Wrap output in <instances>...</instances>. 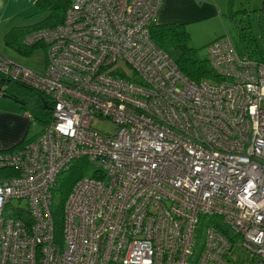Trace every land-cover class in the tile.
I'll list each match as a JSON object with an SVG mask.
<instances>
[{"label": "built area", "instance_id": "obj_1", "mask_svg": "<svg viewBox=\"0 0 264 264\" xmlns=\"http://www.w3.org/2000/svg\"><path fill=\"white\" fill-rule=\"evenodd\" d=\"M162 1L73 0L21 40L45 50L41 72L0 52V75L47 111L0 155L15 174L0 180V264H239L237 245L264 264V61L222 36L206 50L215 78L191 81L151 40ZM82 157L99 170L73 185L59 244L51 190ZM11 200L30 227L4 215Z\"/></svg>", "mask_w": 264, "mask_h": 264}, {"label": "rangeland", "instance_id": "obj_2", "mask_svg": "<svg viewBox=\"0 0 264 264\" xmlns=\"http://www.w3.org/2000/svg\"><path fill=\"white\" fill-rule=\"evenodd\" d=\"M73 1V0H72ZM264 0H220L218 3L220 11L218 18L210 20L201 26L187 28L190 35L188 47L198 51L202 50L212 39L218 36H228L237 52L241 55H248L257 61H264ZM43 17L36 16L35 23ZM21 40L27 32L25 26H21ZM32 31V30H31ZM25 32V33H24ZM5 31H0V52L16 60L19 64L27 66L36 71H42L45 66V50L37 47L25 55L17 53L11 47L4 44ZM24 33V34H23ZM29 51V50H28ZM121 72L130 75L129 68L125 65L120 66ZM13 98H10L11 95ZM3 95H9L5 97ZM43 99L35 93L16 83L3 81L0 82V110L10 111L13 108H21L22 114H29L32 122L26 125V133L23 142H27L41 132L47 119L46 109H42ZM4 108V109H3ZM93 127L103 133L112 134L115 125L110 119L95 120ZM99 170L95 165L84 167L82 177L92 178L94 173ZM8 173H5L6 176ZM24 204V203H22ZM231 259L239 264H249L251 256L243 250L241 245H237L230 252ZM212 264V263H211Z\"/></svg>", "mask_w": 264, "mask_h": 264}, {"label": "trees", "instance_id": "obj_3", "mask_svg": "<svg viewBox=\"0 0 264 264\" xmlns=\"http://www.w3.org/2000/svg\"><path fill=\"white\" fill-rule=\"evenodd\" d=\"M72 2V0H36V15L43 16V18L37 24L33 23L32 25L25 26L28 29L26 33L33 32L39 28L54 27L60 24L64 19L66 10ZM262 3L264 4V1ZM22 29L21 27H11L4 36V44L6 47L14 49L17 53L25 55L37 47H23L21 43ZM150 35L153 43L167 53L181 73L191 81L198 83L203 80H212L215 78L206 56V50L210 43L204 46L202 49L204 51L202 52L191 47L189 48L190 35L184 25L155 23L150 28ZM3 81L8 80L0 75V82ZM24 142L22 141L19 146L23 145ZM0 155L2 154L0 153ZM88 162V159L84 157L73 160L70 163V167L57 176L51 190L49 212L53 221L54 237L59 244H61L65 202L73 185L80 179L81 171L88 165ZM5 173L8 174L5 176ZM14 175L13 171L8 170V168L0 169V180L4 177H12ZM21 206L25 208L27 205L25 202L11 200L4 215L22 220L23 223L26 221V226L30 227L33 222L32 214L30 211L22 212Z\"/></svg>", "mask_w": 264, "mask_h": 264}, {"label": "crops", "instance_id": "obj_4", "mask_svg": "<svg viewBox=\"0 0 264 264\" xmlns=\"http://www.w3.org/2000/svg\"><path fill=\"white\" fill-rule=\"evenodd\" d=\"M35 2L36 0H0V31H5L4 36L11 27L28 26L36 22L38 15H36ZM219 2L220 0H163L156 24L175 23L184 25L186 29L194 26L204 28V23L218 18L222 11L218 5ZM219 37L221 36L216 38ZM5 56L16 62L9 56ZM11 98H13L12 95ZM29 121L32 122L25 114L21 117L19 107L10 111L0 110L1 154L20 147Z\"/></svg>", "mask_w": 264, "mask_h": 264}, {"label": "water", "instance_id": "obj_5", "mask_svg": "<svg viewBox=\"0 0 264 264\" xmlns=\"http://www.w3.org/2000/svg\"><path fill=\"white\" fill-rule=\"evenodd\" d=\"M3 96H5V97H10L9 95H3ZM11 98V97H10ZM46 108V105H45V103L43 102V106H42V109H45Z\"/></svg>", "mask_w": 264, "mask_h": 264}]
</instances>
